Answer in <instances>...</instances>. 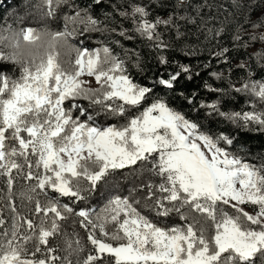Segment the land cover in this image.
<instances>
[{
  "label": "snow or ice",
  "instance_id": "obj_1",
  "mask_svg": "<svg viewBox=\"0 0 264 264\" xmlns=\"http://www.w3.org/2000/svg\"><path fill=\"white\" fill-rule=\"evenodd\" d=\"M64 3L46 0L40 7L47 18L55 17ZM260 3L252 0L248 8ZM232 4L243 7L237 0ZM120 15L131 17L132 31L159 50L160 64H168L162 52L170 44L157 29L172 26V16L150 22L145 7L136 5ZM64 20L58 34L68 38L78 31L69 30V23L84 25L85 32L105 30L88 11L77 9ZM244 22L254 30L264 27V19L245 17ZM242 30L243 25L236 29ZM34 31L25 28L24 39H35ZM127 31L118 35L132 39ZM175 31L177 38L184 35L179 26ZM224 32L223 25L209 27L205 38ZM78 48L70 73L57 71L51 56L47 65L17 67L15 76L0 69V178L7 189H0V264H264V160L247 162L243 147L232 150L236 137L207 129L156 96L153 87L136 82L128 68L130 50L121 58L108 46ZM229 50L221 46L214 55L226 57ZM134 55L133 67L143 74L141 57ZM0 62L10 64L3 56ZM179 68L156 83L171 90L181 73L191 79L188 65ZM235 91L258 103L246 111H222L219 101L200 106L236 128L264 132V107L259 106L264 105V80H253L249 72ZM100 117L117 123H100ZM145 174L124 194L128 176ZM17 179L27 183L14 191ZM97 193L103 200L99 208L89 204ZM62 198H70L71 205ZM4 209L11 213L7 228ZM177 218L183 223H175ZM69 220L71 232L65 227Z\"/></svg>",
  "mask_w": 264,
  "mask_h": 264
},
{
  "label": "trees",
  "instance_id": "obj_2",
  "mask_svg": "<svg viewBox=\"0 0 264 264\" xmlns=\"http://www.w3.org/2000/svg\"><path fill=\"white\" fill-rule=\"evenodd\" d=\"M205 2L208 6L201 8ZM251 2L252 0H246V5L242 4L243 7H236L232 4V0H183V3H180V0H100L99 4L94 0H67V3L61 5L55 17L47 18L43 14L41 19L40 9H44L40 7L38 0H0V23L11 19L24 29L38 28L42 24L48 23L57 30H63L64 16H74L77 9L82 12L88 11V14L100 21L99 26L105 30L85 32L84 25L69 23V30L73 27L78 30L77 35L71 38L74 42H78L79 46H86L90 50L108 46L114 54H120L121 58H123L125 50H130L132 61L129 62L128 68L136 82L153 87L156 96L166 97L172 107L181 111L187 118L200 122L207 129L236 137L232 150L243 147L241 155L245 157L246 161L259 164L261 160H264V132L236 128L218 114L211 113L210 109L200 106L219 101L222 111L242 109L246 111L250 110L252 104L258 103V98L235 91V88L242 87L249 72H251L253 80H264V40L260 39V36L264 35V27L254 30L250 23L244 22L245 17H249L253 22L264 19V0H261L260 4H263L258 14L253 11L258 6L252 9L248 8V4ZM178 4L179 7H177ZM133 5L145 7L149 12L147 19L150 22H155L157 17L166 20L172 16L174 21L172 26L161 25L157 29L162 34V39L170 44V47L162 52L169 61L168 64H160L157 58L160 54L159 50L155 49L151 42L132 31L134 25L131 17L125 18L120 15L122 11L130 13ZM18 13H26L27 16L29 14L30 21L27 19L26 22H23L17 17ZM180 16L189 17L196 22L189 23L187 19H179ZM222 25L225 32L221 36L206 40L207 28L218 29ZM239 25H243V30L237 33L236 29ZM176 26H179L180 32L184 34L180 38L176 37ZM113 28L116 29L115 32L111 31ZM121 29L128 30L127 35L133 38L126 39L118 35ZM237 34L240 35V40H233V36ZM253 35L256 37L255 40L251 39ZM221 46L230 49L226 57L214 55ZM134 53H138L141 57L142 67L145 69L143 74L133 67ZM186 53L195 54L186 55ZM181 64L188 65L192 70L191 79H187L188 74L181 73L171 90L156 83L161 78L167 79L169 73L179 72ZM0 69H10L11 71L5 74L13 76L19 71L17 67L6 62H0ZM213 72L218 73L220 78L213 76ZM206 83L212 89L222 91H210L205 86ZM189 100L192 102L189 103ZM80 103L86 105L87 102L81 101ZM259 106L264 107V105ZM98 122L108 125L117 123L114 119L105 121L103 117L98 118ZM128 171L124 170V174L126 175ZM146 177L147 174L143 178L128 176L123 183L124 194H127V189L133 185H140ZM25 183H27L25 180L17 179L14 191L20 189ZM0 189L7 191L4 178H0ZM137 195H143V193L138 192ZM62 201L71 205L70 198H62ZM20 203L19 200L15 201L18 210L22 214L28 215L26 209H20ZM89 204L99 208L103 206V200L97 193L90 199ZM79 206L82 204L74 207ZM30 207L34 208V204ZM0 208H3L2 204H0ZM228 210L229 212L233 211L230 208ZM145 214L151 215L150 213ZM2 216L5 219L3 227H9L11 224L10 211L4 209ZM174 222L183 223L178 218ZM70 224L71 220L65 226L69 232L72 231ZM76 230L86 239V234L79 228V225ZM2 231L3 228H0V232Z\"/></svg>",
  "mask_w": 264,
  "mask_h": 264
},
{
  "label": "clouds",
  "instance_id": "obj_3",
  "mask_svg": "<svg viewBox=\"0 0 264 264\" xmlns=\"http://www.w3.org/2000/svg\"><path fill=\"white\" fill-rule=\"evenodd\" d=\"M46 0H38L43 5ZM43 9V8H42ZM24 28L9 19L0 23V56L19 68L47 65L51 56L57 71L72 72L78 56V45L73 39L59 35L48 23L35 28V39H24Z\"/></svg>",
  "mask_w": 264,
  "mask_h": 264
},
{
  "label": "rangeland",
  "instance_id": "obj_4",
  "mask_svg": "<svg viewBox=\"0 0 264 264\" xmlns=\"http://www.w3.org/2000/svg\"><path fill=\"white\" fill-rule=\"evenodd\" d=\"M224 1H227V0H224ZM245 2H246V0H237V3H239V4H245ZM262 4H263V3H262ZM262 4H260V6H258V7H256L253 11H256L257 14H258L259 11H260L261 8H262ZM245 5H246V4H245ZM43 14H45V11L40 9V17H41V19L43 18V17H42ZM28 16H29V14H28ZM28 16H27L26 13H18V14H17V17H18L20 20H22L23 22H26V20L29 19ZM29 21H30V19H29ZM44 24H45V23H44ZM42 25H43V24H42ZM39 27H40V26H39ZM31 28H34V27H31ZM34 29H35V28H34ZM263 47H264V46H263ZM86 79H93V78H86ZM243 207H245L246 210H248L250 213H253V208H252V207L247 206V205H245V206H243Z\"/></svg>",
  "mask_w": 264,
  "mask_h": 264
}]
</instances>
